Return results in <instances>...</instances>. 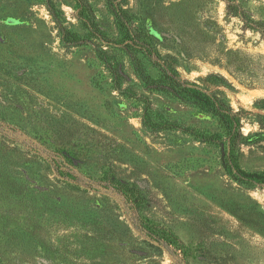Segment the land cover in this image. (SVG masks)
<instances>
[{"label": "rangeland", "instance_id": "374dc122", "mask_svg": "<svg viewBox=\"0 0 264 264\" xmlns=\"http://www.w3.org/2000/svg\"><path fill=\"white\" fill-rule=\"evenodd\" d=\"M85 1L117 38L107 0ZM245 1V18L224 0L116 3L181 81L238 114L239 165L261 172L264 33L247 22L264 21V0ZM55 2L85 36L74 1ZM96 47L63 44L39 0H0V263L177 264L136 229L149 220L179 239L188 264H264V186L227 175L217 120L145 86L123 54L116 90Z\"/></svg>", "mask_w": 264, "mask_h": 264}, {"label": "trees", "instance_id": "16d2710c", "mask_svg": "<svg viewBox=\"0 0 264 264\" xmlns=\"http://www.w3.org/2000/svg\"><path fill=\"white\" fill-rule=\"evenodd\" d=\"M39 1L46 6L57 24L63 44L82 45L97 43L98 58L109 72L116 90L119 91L122 87L123 76L117 58L119 54H123L128 58L137 78L145 86L213 116L217 120L225 138H223L224 140L219 138L218 145L221 149L220 163L227 175L233 181L245 187L264 186V171L246 172L238 162L237 149L248 140L241 131L242 119L225 104L224 100L217 95L218 93H211L209 87L205 88L181 81L160 59L154 43L151 42V36L143 29H138L133 25L132 16L123 10L116 3V0H107V3L118 29L119 35L117 38L107 37L95 22L94 11L85 0H73L77 18L87 31V34L83 37L68 29L65 24V16L56 5L55 0ZM224 1L227 12L232 16L247 17L245 0ZM247 27L253 31L264 33V21L248 20ZM147 62L157 71L156 76L153 77L148 72ZM208 80L211 81V78H208ZM218 83L223 84L222 82ZM94 85L98 87V83L95 81ZM202 139L206 141V138ZM134 190L133 188L128 189L126 186H121L120 193L126 199H133L135 197ZM136 229L146 239L158 243L160 247L168 251L177 259V264H188L185 260L188 256V251L174 234L167 232L165 229H159L149 220H139V223H136Z\"/></svg>", "mask_w": 264, "mask_h": 264}, {"label": "water", "instance_id": "95a60500", "mask_svg": "<svg viewBox=\"0 0 264 264\" xmlns=\"http://www.w3.org/2000/svg\"><path fill=\"white\" fill-rule=\"evenodd\" d=\"M156 245H158V243H156Z\"/></svg>", "mask_w": 264, "mask_h": 264}]
</instances>
